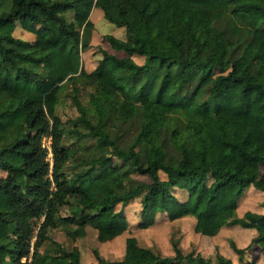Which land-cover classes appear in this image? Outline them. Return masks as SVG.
Returning <instances> with one entry per match:
<instances>
[{
	"label": "trees",
	"instance_id": "obj_1",
	"mask_svg": "<svg viewBox=\"0 0 264 264\" xmlns=\"http://www.w3.org/2000/svg\"><path fill=\"white\" fill-rule=\"evenodd\" d=\"M92 6L127 34L102 35L122 52L101 49L99 61L110 58L115 64L103 76L87 71L79 55L88 47ZM17 22L30 39L13 34ZM263 49L264 0H0V264H80L78 248L50 232L82 236L95 215L108 211L124 219V226L95 238L113 239L128 224L116 204L134 198L139 199L135 225L146 227L143 217L153 219L162 210L160 198L174 185V175L189 171L184 151L200 139V128L208 125L221 135L222 121L231 114L253 115L255 90H264L257 72ZM226 82L238 84L237 97L218 98ZM67 84L77 114L66 119L65 129L55 107ZM145 106L154 119L148 134ZM64 132L72 134L69 144L61 140ZM43 135L49 136V155ZM242 139V130L232 128L220 142L250 152ZM255 157L264 162V155ZM158 169L165 179L158 178ZM206 170H200L203 179ZM208 175L205 203L224 183L235 182L233 206L220 223L247 232L244 244L227 240L235 262L217 248L213 259L199 254L192 261L195 250H182L177 238L169 240L171 252L163 253L128 235L151 260L126 258L125 236L119 257L106 258L92 247L93 259L85 264H264L242 255L254 246L264 253V197L258 210L237 205L247 185L264 189V178L258 170L243 178L228 168Z\"/></svg>",
	"mask_w": 264,
	"mask_h": 264
},
{
	"label": "rangeland",
	"instance_id": "obj_2",
	"mask_svg": "<svg viewBox=\"0 0 264 264\" xmlns=\"http://www.w3.org/2000/svg\"><path fill=\"white\" fill-rule=\"evenodd\" d=\"M65 14L70 16V11L67 10ZM88 17L93 26L88 36V47L79 52L81 63L87 71L103 76L112 70L115 64L110 58L99 61L102 58L101 49L114 55H121L122 52L112 49L102 35L110 33L119 38H126L127 34L122 26L106 20L102 16L101 9L97 6L91 7ZM13 34L24 39L32 37V34L22 29L18 22L13 29ZM131 57L136 61H141V56L132 54ZM257 72L264 82V49L260 53ZM69 90L70 85L67 84L61 90L59 102L55 107L65 129L69 125L66 119L73 118L77 114ZM238 95L239 86L237 83L226 82L219 87L218 98L220 99L234 98ZM78 96L83 101L86 97L85 89L80 88ZM255 96L256 102L253 115L247 119H242L235 114H231L222 121L221 132H224L223 134L217 135L208 125L200 128V139H193L191 146L184 151V165L189 168V171L181 176L174 175V185L164 191L160 198L162 210L157 212L153 219L151 215L143 217L142 225L146 227L135 225L138 218L139 199L134 198L122 205L116 204V207L124 212L128 224L113 239L99 241L95 238L96 233L100 237H105L114 228L124 226V219L118 216L114 217L108 211L95 215L93 226L87 227L85 234L82 236L70 239L60 229H54L50 234L66 246L75 245L79 250L80 264H85L93 259L92 247H97L99 253L106 258L119 257L123 251V240L128 235H134L139 245L149 246L163 253L171 252L169 240L170 238H177L182 250L190 248L195 250L190 257L192 261L196 260L199 254L213 259V253L217 248L235 262V254L230 253L227 240L233 238L236 244H238V241L244 244L247 241L246 238H248L247 232L233 225L220 224L224 218L229 216L230 209L233 206L231 194L235 182L229 180L220 186L216 191V196L208 203L203 201L205 189L203 183L207 181L208 173L213 172L216 168H228L236 176L243 178H248L251 172L258 170V175L264 178V162L258 161L255 157L256 155H264V90L256 89ZM143 116L145 118L144 131L145 134H148L154 125L152 109L147 106L143 107ZM232 128L242 130V145L248 148L250 152H238L231 145H223L220 142V138H225V133ZM41 140L45 143L47 136L43 135ZM61 140L69 144L73 140L72 134L64 132ZM203 167L207 168L205 180L199 174ZM156 174L160 180L166 178V173L162 169H158ZM132 175L142 180L149 179L148 175L144 173H133ZM263 197L264 189L249 184L239 196L237 205L243 202L245 208L258 210L260 209V200ZM193 209L198 210L196 217H193L190 212ZM164 212L179 215L173 219H168ZM217 227L219 228L216 233L211 235ZM125 239L124 255L126 258L137 257L143 262L151 260L146 251L134 246L132 237L128 236ZM112 244L113 246H111ZM242 255L245 259L257 256L258 262L264 260V253L257 246L245 249Z\"/></svg>",
	"mask_w": 264,
	"mask_h": 264
},
{
	"label": "built area",
	"instance_id": "obj_3",
	"mask_svg": "<svg viewBox=\"0 0 264 264\" xmlns=\"http://www.w3.org/2000/svg\"><path fill=\"white\" fill-rule=\"evenodd\" d=\"M47 136V141L44 143L43 141H42V143L47 147V150H48V155H49V136L48 135H46Z\"/></svg>",
	"mask_w": 264,
	"mask_h": 264
},
{
	"label": "crops",
	"instance_id": "obj_4",
	"mask_svg": "<svg viewBox=\"0 0 264 264\" xmlns=\"http://www.w3.org/2000/svg\"><path fill=\"white\" fill-rule=\"evenodd\" d=\"M96 14H97V12H96ZM237 97V96H236Z\"/></svg>",
	"mask_w": 264,
	"mask_h": 264
}]
</instances>
